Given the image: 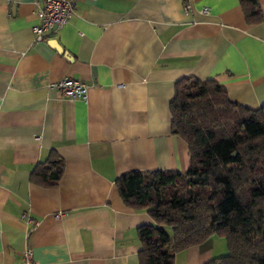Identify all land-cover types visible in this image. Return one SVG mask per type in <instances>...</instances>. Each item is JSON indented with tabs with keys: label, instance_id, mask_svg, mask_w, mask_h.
Wrapping results in <instances>:
<instances>
[{
	"label": "crops",
	"instance_id": "obj_1",
	"mask_svg": "<svg viewBox=\"0 0 264 264\" xmlns=\"http://www.w3.org/2000/svg\"><path fill=\"white\" fill-rule=\"evenodd\" d=\"M38 1L0 0V264H19L26 247L34 264H138L137 227L152 219L123 204L115 179L187 169V144L170 131L181 77L264 105V20L247 24L239 0H76L71 20L35 41ZM66 76L85 84L86 100L53 86ZM51 152L64 161L61 179L33 184ZM226 251L213 235L173 264Z\"/></svg>",
	"mask_w": 264,
	"mask_h": 264
},
{
	"label": "trees",
	"instance_id": "obj_2",
	"mask_svg": "<svg viewBox=\"0 0 264 264\" xmlns=\"http://www.w3.org/2000/svg\"><path fill=\"white\" fill-rule=\"evenodd\" d=\"M239 2L247 24L264 20L258 0ZM169 112L171 133L188 147L187 169L115 179L123 204L152 219L137 227L138 264H173L177 252L213 235L227 251L205 264H264V105L248 108L218 82L185 76L174 84ZM63 171L51 152L30 180L55 188Z\"/></svg>",
	"mask_w": 264,
	"mask_h": 264
},
{
	"label": "built area",
	"instance_id": "obj_3",
	"mask_svg": "<svg viewBox=\"0 0 264 264\" xmlns=\"http://www.w3.org/2000/svg\"><path fill=\"white\" fill-rule=\"evenodd\" d=\"M36 3L38 23L32 27L35 41H45L49 34L57 32L66 25L75 13L76 0H40ZM190 7V2L186 1L185 12H188ZM201 12L208 13V8L203 7ZM53 86L69 100L87 99L85 84L72 77H63L53 83ZM19 264H34L31 248H24Z\"/></svg>",
	"mask_w": 264,
	"mask_h": 264
},
{
	"label": "water",
	"instance_id": "obj_4",
	"mask_svg": "<svg viewBox=\"0 0 264 264\" xmlns=\"http://www.w3.org/2000/svg\"><path fill=\"white\" fill-rule=\"evenodd\" d=\"M48 43L53 47L55 48L59 53H62V48L61 46L57 43V41L55 39H50L48 41Z\"/></svg>",
	"mask_w": 264,
	"mask_h": 264
},
{
	"label": "rangeland",
	"instance_id": "obj_5",
	"mask_svg": "<svg viewBox=\"0 0 264 264\" xmlns=\"http://www.w3.org/2000/svg\"><path fill=\"white\" fill-rule=\"evenodd\" d=\"M168 229V231H170V228H167Z\"/></svg>",
	"mask_w": 264,
	"mask_h": 264
}]
</instances>
